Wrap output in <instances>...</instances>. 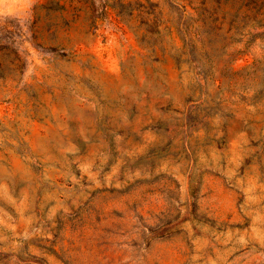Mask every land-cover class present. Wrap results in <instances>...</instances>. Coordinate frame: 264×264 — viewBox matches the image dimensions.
<instances>
[{
    "label": "rangeland",
    "instance_id": "obj_1",
    "mask_svg": "<svg viewBox=\"0 0 264 264\" xmlns=\"http://www.w3.org/2000/svg\"><path fill=\"white\" fill-rule=\"evenodd\" d=\"M151 1L0 0V264H264V0Z\"/></svg>",
    "mask_w": 264,
    "mask_h": 264
},
{
    "label": "trees",
    "instance_id": "obj_2",
    "mask_svg": "<svg viewBox=\"0 0 264 264\" xmlns=\"http://www.w3.org/2000/svg\"><path fill=\"white\" fill-rule=\"evenodd\" d=\"M95 1L96 0H92V2H95ZM145 2L148 3V4H151V5H155V6H158L159 5V2H153L151 0H145ZM168 2L177 3V0H168ZM263 21H264V15H263V17H261V21L260 22H263Z\"/></svg>",
    "mask_w": 264,
    "mask_h": 264
}]
</instances>
